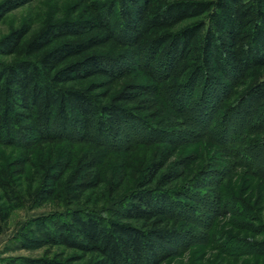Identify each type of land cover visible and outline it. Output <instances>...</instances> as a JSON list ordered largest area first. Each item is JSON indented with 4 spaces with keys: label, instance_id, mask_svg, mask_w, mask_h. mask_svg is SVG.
<instances>
[{
    "label": "trees",
    "instance_id": "trees-1",
    "mask_svg": "<svg viewBox=\"0 0 264 264\" xmlns=\"http://www.w3.org/2000/svg\"><path fill=\"white\" fill-rule=\"evenodd\" d=\"M74 10L76 20L0 39V56L12 58L0 62V150H20L0 168V233L14 210L53 205L27 242L76 255L13 264H162L192 221L179 201L190 178L162 174L172 158L162 145H178L176 135L160 127L162 89L133 74L156 81L162 60L166 86L181 80L188 99L198 85L210 89L196 101L206 119L219 92L229 99L242 87V128L264 130V0H76ZM171 165L189 171L190 158Z\"/></svg>",
    "mask_w": 264,
    "mask_h": 264
},
{
    "label": "rangeland",
    "instance_id": "rangeland-1",
    "mask_svg": "<svg viewBox=\"0 0 264 264\" xmlns=\"http://www.w3.org/2000/svg\"><path fill=\"white\" fill-rule=\"evenodd\" d=\"M8 3L16 6L0 17V39L20 28H28L27 37H30L49 21L78 19V12H74L76 0H0V8L3 6L5 9ZM11 60V57L0 56V62L9 63ZM140 66L145 68L144 63ZM153 67L156 81L148 80L144 70L135 72L133 76L139 77L145 85L162 89L165 106L160 127L164 134L176 135L177 138L171 139L178 144L171 148L162 145L172 153L162 174H170L168 179H175L186 171L184 180L190 179L182 187H187L189 198L183 197L179 201L190 211L191 216L188 214L187 217L192 220L182 232L173 257L162 264H264V130L242 128L243 117L235 98L243 88L231 89L233 95L229 99H224L220 92L217 101L208 99L215 107L206 119L199 117L200 108L204 105L196 101L204 94L212 97L210 89L198 85L191 90L188 99L186 88H179L181 80L171 79L169 87L162 83L168 73L162 69V60ZM201 113L206 116L207 111ZM256 123L254 121L252 125ZM148 126H154L152 121ZM145 134L148 132H141V135ZM163 139L168 141L169 138ZM228 149L233 151V155ZM19 156L20 150L1 149L0 168ZM184 157L190 158L189 171L172 167V163ZM209 174H213L211 182L207 181ZM184 180H173L162 189L171 191ZM115 205V202H104L100 207L110 209ZM54 209L53 205L42 208L25 205L12 212L0 233V264H13L22 259H50L56 253H64L65 257L76 255L61 248H37L27 242V239H38L37 221L50 216ZM66 209L62 206L58 211L63 213ZM48 251L51 254L47 255ZM87 258L76 264H85Z\"/></svg>",
    "mask_w": 264,
    "mask_h": 264
}]
</instances>
